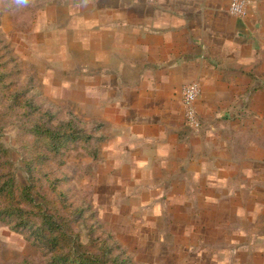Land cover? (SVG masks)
<instances>
[{
    "label": "rangeland",
    "instance_id": "obj_1",
    "mask_svg": "<svg viewBox=\"0 0 264 264\" xmlns=\"http://www.w3.org/2000/svg\"><path fill=\"white\" fill-rule=\"evenodd\" d=\"M242 1L249 16L254 5ZM158 2L0 0V141L12 154L17 184L31 185L35 200L46 196L62 209L66 201L85 211L73 216L81 241L98 251L106 241L128 264H264V177H248L251 157L264 161L262 132L256 149L252 134L239 141L229 135L221 154L232 163L227 179L211 181L207 191L203 179L179 180L175 199L167 190L170 175L140 161L142 142L133 134L144 130L132 120L139 121L133 108L143 98L135 89L139 68L136 75L130 65L139 64L135 29L155 26L163 10ZM214 66L206 68L212 83L187 81L174 99L184 131L179 139L195 136L199 154L210 151L201 141L207 126L220 122L232 134L238 124H252L251 111L245 120L236 114L245 108L242 85L219 83L223 71ZM193 82L201 88L199 131L189 128L182 97ZM221 111L227 114L222 122ZM75 134L91 139L76 142ZM16 261L48 264L23 234L0 222V264Z\"/></svg>",
    "mask_w": 264,
    "mask_h": 264
},
{
    "label": "crops",
    "instance_id": "obj_2",
    "mask_svg": "<svg viewBox=\"0 0 264 264\" xmlns=\"http://www.w3.org/2000/svg\"><path fill=\"white\" fill-rule=\"evenodd\" d=\"M232 1L159 0L157 5L163 10L155 15V26L141 25L135 29L133 49L139 53V64L133 61L130 67L136 75L139 68V86L135 89L143 99L133 108L139 112V121L132 120V123H139L144 131L133 136L134 140L142 142L138 149L142 155L140 161L146 168L156 164L161 174L170 175L168 179L173 182L167 190H171V199L180 196L179 180L203 179L209 182L204 186L207 191L213 186L211 181L224 176L227 179L232 163L221 154L227 152L229 135L238 140L252 134L257 140V147L252 146L254 149L258 148L260 132L264 135V103L261 107L257 104V100H264V0H251L253 9L245 17L229 13ZM147 19L148 16L140 14L139 20ZM212 61L216 63L214 68L223 71L219 83L242 85L239 94L240 101L245 100V108L236 114L245 120V111H251L252 124L247 129L242 122L232 134L227 126L221 127L220 122L207 126L201 141L204 149L210 151L199 154L195 153V136L179 139L184 131L177 124L180 115L174 110V99L187 81L200 78L212 83L206 73ZM197 66L204 68L203 71ZM151 92L155 95L154 101L148 100ZM221 116L227 118L226 111L220 112L222 122ZM250 163L253 169L248 177L253 180L264 177V161L253 156ZM174 168L178 170L177 175H171Z\"/></svg>",
    "mask_w": 264,
    "mask_h": 264
},
{
    "label": "trees",
    "instance_id": "obj_3",
    "mask_svg": "<svg viewBox=\"0 0 264 264\" xmlns=\"http://www.w3.org/2000/svg\"><path fill=\"white\" fill-rule=\"evenodd\" d=\"M49 133L54 135L51 130ZM75 136L76 142L84 139L77 137V134ZM86 139L90 140L91 137ZM52 148L56 150V145ZM27 166L29 173L36 170L29 164ZM13 167L12 154L0 141V222L23 234L48 260V264L129 263L123 254L118 253V250L109 246L106 241L101 243L102 248L99 251L93 242L86 246L80 239L81 234L76 231V220L73 217L84 216L85 211L75 210L66 201L62 209L55 199L46 196H43L41 201L35 200L32 192L34 188L31 185L17 184ZM62 195L63 193L59 194L60 199ZM25 262L16 261L13 264Z\"/></svg>",
    "mask_w": 264,
    "mask_h": 264
},
{
    "label": "built area",
    "instance_id": "obj_4",
    "mask_svg": "<svg viewBox=\"0 0 264 264\" xmlns=\"http://www.w3.org/2000/svg\"><path fill=\"white\" fill-rule=\"evenodd\" d=\"M233 16L245 17L247 16L246 2L242 0H234L230 9ZM201 95V88L199 83L193 82L182 90L183 104L187 108L186 116L188 125L191 126L195 131L200 130V122L197 118L195 103Z\"/></svg>",
    "mask_w": 264,
    "mask_h": 264
},
{
    "label": "clouds",
    "instance_id": "obj_5",
    "mask_svg": "<svg viewBox=\"0 0 264 264\" xmlns=\"http://www.w3.org/2000/svg\"><path fill=\"white\" fill-rule=\"evenodd\" d=\"M18 3H26V0H17Z\"/></svg>",
    "mask_w": 264,
    "mask_h": 264
}]
</instances>
